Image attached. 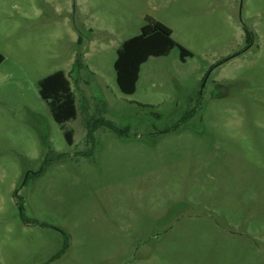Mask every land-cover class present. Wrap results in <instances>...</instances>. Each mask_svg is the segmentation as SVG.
I'll return each mask as SVG.
<instances>
[{
  "label": "rangeland",
  "instance_id": "1",
  "mask_svg": "<svg viewBox=\"0 0 264 264\" xmlns=\"http://www.w3.org/2000/svg\"><path fill=\"white\" fill-rule=\"evenodd\" d=\"M146 17L192 57L124 95ZM78 54L69 146L38 83ZM0 55V264H264V0H0Z\"/></svg>",
  "mask_w": 264,
  "mask_h": 264
},
{
  "label": "trees",
  "instance_id": "2",
  "mask_svg": "<svg viewBox=\"0 0 264 264\" xmlns=\"http://www.w3.org/2000/svg\"><path fill=\"white\" fill-rule=\"evenodd\" d=\"M81 41L82 38L79 37L78 45L81 44ZM175 48L179 51L181 62L192 57L191 52L173 40L172 31L168 27L146 17V24L141 28V33L124 41L116 51L113 68L119 91L124 95H133L136 91L141 66L150 58L167 56ZM2 60L0 55V63ZM83 68L85 66L82 57L78 54L69 73L57 71L41 79L38 83L40 98L48 105L51 117L63 130L66 143L69 146L73 144V131L66 129L65 124L77 117L76 100L70 87V77L77 69ZM85 126L88 127L86 128L88 134L99 128L118 132L112 122L101 118L90 119ZM63 234L65 236L64 246L53 259L59 258L67 251L69 237L66 233L63 232Z\"/></svg>",
  "mask_w": 264,
  "mask_h": 264
},
{
  "label": "crops",
  "instance_id": "3",
  "mask_svg": "<svg viewBox=\"0 0 264 264\" xmlns=\"http://www.w3.org/2000/svg\"><path fill=\"white\" fill-rule=\"evenodd\" d=\"M119 48V47H118ZM117 51V50H116Z\"/></svg>",
  "mask_w": 264,
  "mask_h": 264
}]
</instances>
